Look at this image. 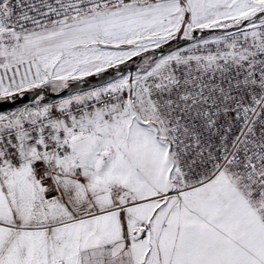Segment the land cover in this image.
<instances>
[{
    "label": "snow or ice",
    "instance_id": "snow-or-ice-1",
    "mask_svg": "<svg viewBox=\"0 0 264 264\" xmlns=\"http://www.w3.org/2000/svg\"><path fill=\"white\" fill-rule=\"evenodd\" d=\"M0 264H264V0H0Z\"/></svg>",
    "mask_w": 264,
    "mask_h": 264
}]
</instances>
